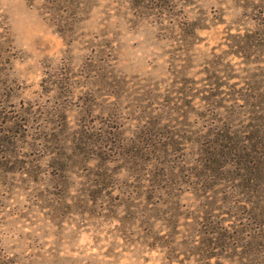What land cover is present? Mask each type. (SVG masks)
<instances>
[{"label":"rangeland","instance_id":"374dc122","mask_svg":"<svg viewBox=\"0 0 264 264\" xmlns=\"http://www.w3.org/2000/svg\"><path fill=\"white\" fill-rule=\"evenodd\" d=\"M262 101L264 0H0V264H242L131 166Z\"/></svg>","mask_w":264,"mask_h":264},{"label":"trees","instance_id":"16d2710c","mask_svg":"<svg viewBox=\"0 0 264 264\" xmlns=\"http://www.w3.org/2000/svg\"><path fill=\"white\" fill-rule=\"evenodd\" d=\"M220 106L215 103V107ZM261 108L263 114L252 117L257 124L247 122L246 129L240 127L245 119L235 115L234 121L211 124L197 133L198 137L190 139L192 146L185 148L181 168L170 160L152 165L141 158L140 164L132 162L131 170L134 164L142 172L148 166L152 168L151 180L156 189L175 188L176 179L169 182L174 177L184 185L183 195L199 198L191 217L200 231L196 247L206 259L237 256L242 264H264L260 257L264 252V107ZM257 111L250 113L256 115ZM238 120L239 124L234 123ZM138 150L141 152L135 146L123 152L134 158ZM157 165L161 169L156 171ZM99 177L106 187L111 186L107 175Z\"/></svg>","mask_w":264,"mask_h":264}]
</instances>
